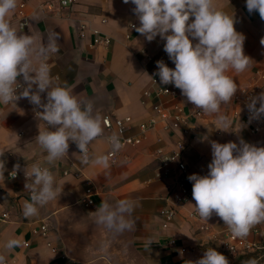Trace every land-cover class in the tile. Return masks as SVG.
Returning a JSON list of instances; mask_svg holds the SVG:
<instances>
[{
    "label": "crops",
    "instance_id": "1",
    "mask_svg": "<svg viewBox=\"0 0 264 264\" xmlns=\"http://www.w3.org/2000/svg\"><path fill=\"white\" fill-rule=\"evenodd\" d=\"M20 1L17 0V5ZM46 1L54 0L26 1V27L19 28L16 24L17 7L10 13V22L25 34L39 36L43 42L47 41L50 33L59 34V52L47 60L55 82L67 87L77 99L91 101L94 112L101 117L110 114L131 115L136 120L145 118L156 96L152 93L144 98L142 94L146 89L152 91L149 76L157 71L156 62L163 60L172 68L175 65L164 51L165 41L157 36L148 42L131 27L139 26V20L132 11L135 5L125 4L123 0H77L71 10L40 8L39 4ZM214 3L219 10L234 17L236 31L245 36L244 53L252 60L244 72L229 69L226 75L234 79L237 88L250 84L254 81L255 70L264 69V45L260 43L264 37V20L258 12H248L246 0H214ZM192 19L190 17L189 22ZM82 23L85 24L83 37L79 34ZM93 28L111 38L108 46L92 44ZM196 42L194 40L193 44ZM261 92H264V80L259 82L255 96ZM41 96L44 100L46 93ZM175 101L186 110L195 107L182 95ZM36 111L42 109L34 111V106L27 99H20L16 105L0 103V151H4L0 160L5 167L4 178L0 177V252L4 251V243L10 238H18L22 242L20 247L7 253L12 264H63V255L72 264H183L204 254L209 247L224 255V250L210 236L211 232H219L225 227L223 221L215 214L207 221L197 213V218L190 216L195 212L191 205L195 204L192 195L163 228L161 211L165 204L161 197L166 183L147 179L157 166L154 149L158 146L169 149L178 138L186 142V178L191 187L192 182L188 180L191 174L205 175L208 172L207 166L212 160L211 141L239 145L242 139L264 147V128L256 134L249 132L244 122L243 106H235L231 102L222 105L221 112L233 123L230 131L217 129L215 115L204 113L200 118L191 119L187 135L159 128L149 131L140 145L123 147L116 161L107 169L81 164L79 149L72 142L69 143L68 156L58 160L54 166L47 165L44 159L47 153L35 141L39 125L43 130L42 123L46 122L37 118ZM239 123L242 126L240 130ZM128 133L138 132L134 128ZM108 149L103 138L89 145L90 153L95 155L107 154ZM37 162L51 168L62 192L56 200L40 208L37 216L25 219L22 208L30 193L25 189L24 169L29 166L30 170L31 165ZM17 164L20 165L19 170L14 169ZM14 170L17 176L9 177ZM63 170L81 172L83 176L65 175ZM85 178L98 187V193L93 197L94 204L90 207L79 202ZM120 199L135 202L130 217L135 226L122 234H113L94 222V212L102 202L114 204ZM41 223L48 227L47 238L33 232V228ZM202 223L207 224L210 230H201L199 226ZM254 229L264 230V223L254 226L247 236L259 239ZM46 239L57 247V252L49 249ZM168 239H172L175 246L167 245ZM180 246L185 251H179ZM262 251L264 249L253 252L259 259Z\"/></svg>",
    "mask_w": 264,
    "mask_h": 264
},
{
    "label": "clouds",
    "instance_id": "2",
    "mask_svg": "<svg viewBox=\"0 0 264 264\" xmlns=\"http://www.w3.org/2000/svg\"><path fill=\"white\" fill-rule=\"evenodd\" d=\"M123 3L135 5L132 11L139 26L131 27L148 42L157 36L165 41L164 51L175 65L170 68L158 60L153 76H158L163 85L180 89L181 95L195 106L194 111L215 115L217 129L230 131L233 123L221 112V107L232 101L237 84L226 72L229 69L244 72L252 62L244 53L245 36L236 31L234 17L219 10L214 0H123ZM16 7L17 0H0V103L16 105L20 99H27L34 111L42 109L35 114L46 123H42L43 130L39 125L35 141L47 153L44 157L47 165L54 166L68 156L72 142L79 149L81 164L109 168V154L95 155L89 151L91 143L104 137L102 117L94 112L91 101L77 99L51 76L47 60L59 52V34L50 33L46 42L37 35L25 34L10 22V13ZM246 8L250 14L258 12L264 20V0H246ZM190 17L194 18L191 22ZM260 43L264 45V37ZM18 77H22L23 84ZM42 93H46L44 100ZM247 108L250 120L264 117V92L251 97ZM104 138L111 146V155L123 149L120 134L113 132ZM210 143L212 160L207 174L188 177L195 201L191 205L201 219L207 221L215 214L234 237H247L254 226L264 223V147L242 139L239 145ZM3 155L4 151H0V157ZM14 169L19 170L20 165ZM4 171V162L0 160L2 178ZM24 175L30 197L23 204L22 215L28 219L56 200L62 188L56 184L51 168L38 162L30 170L29 166L25 168ZM135 206L129 199L114 204L104 201L94 212V222L113 234L133 230L135 221L130 217ZM21 243L18 238L8 239L0 252V264H6L7 253ZM189 264H229V261L209 247L202 258ZM246 264H259V261L251 258Z\"/></svg>",
    "mask_w": 264,
    "mask_h": 264
},
{
    "label": "built area",
    "instance_id": "3",
    "mask_svg": "<svg viewBox=\"0 0 264 264\" xmlns=\"http://www.w3.org/2000/svg\"><path fill=\"white\" fill-rule=\"evenodd\" d=\"M27 0H21L17 5L16 9V24L19 28H24L27 26L28 17L25 12V5ZM54 1L56 5H54ZM46 1L39 4L40 8H46L48 10H53L55 7L57 10L67 9L71 10L77 0H54ZM104 21V19H103ZM85 24L79 25V34L81 37L84 36ZM93 45L108 46L111 42V38L98 29H92ZM150 59V58H149ZM168 67L172 68L170 65ZM254 81L250 84L243 85L237 88L231 103L235 106H243L244 111V122L248 126V130L251 134L258 133L262 128H264V119L250 120V112L247 108V104L250 98L255 96V92L259 87V82L264 80V69L255 70ZM153 81L150 78L151 88L143 91V97L147 98L152 93L156 96V101L150 106L149 113L143 119H134L131 115L124 116H112L106 114L102 117L103 127H104V137L115 132L121 135L122 142L125 146H138L147 137V133L151 130L159 128L163 131H180L183 135L190 133L191 129V119L200 118L204 113L201 110L191 108L186 110L183 105L178 103L177 100L181 96V90L176 87H169L168 85H163L160 83L158 76L151 75ZM18 81L23 84L22 77H18ZM26 86V85H25ZM46 102V100H45ZM234 114H237L234 111ZM137 130V134H130L132 129ZM104 137V140H106ZM161 139L159 138L158 141ZM107 142V141H106ZM109 149L107 154L110 155V163H114L117 158V154L111 155V146L108 144ZM185 149L186 142L183 138H178L174 141L173 145L169 149H165L158 146L153 151V156L157 161V166L152 171L151 176L147 181L162 180L166 183L165 193L162 195L164 201V207L161 211L162 222L161 226L166 228L169 222L175 217L179 210L185 205L192 195V187L187 183L186 173H187V162L185 159ZM90 151V150H89ZM63 174H71L73 176H83L81 172L71 173L68 170H63ZM17 172L9 174V177H16ZM98 193V187L88 178H85V188L83 195L79 199V202L85 206H93V197ZM4 216L6 214H3ZM190 216L197 218L196 212H191ZM199 228L201 230L209 231L210 228L207 224L202 223ZM33 232L39 234L43 238H47L48 227L45 223H41L33 228ZM256 234H259L260 238H237L232 235L227 226H225L219 232H211L210 236L215 239L219 246L229 254L239 255L247 251L261 250L264 249V230L254 229ZM167 245L175 246L172 239L166 241ZM24 244L26 242H23ZM45 244L49 247L52 252H57V247L46 239ZM179 251H185L184 247H179ZM203 257V254L197 256L191 260L184 261L183 264H189V262H194ZM63 264H72L71 260L66 256H62ZM11 259L6 260V264H12Z\"/></svg>",
    "mask_w": 264,
    "mask_h": 264
},
{
    "label": "rangeland",
    "instance_id": "4",
    "mask_svg": "<svg viewBox=\"0 0 264 264\" xmlns=\"http://www.w3.org/2000/svg\"><path fill=\"white\" fill-rule=\"evenodd\" d=\"M222 252L224 253V256L228 259L229 264H246V261H248L251 258H254V256L257 255V253L253 251L244 253L242 255H231L226 251H222Z\"/></svg>",
    "mask_w": 264,
    "mask_h": 264
},
{
    "label": "trees",
    "instance_id": "5",
    "mask_svg": "<svg viewBox=\"0 0 264 264\" xmlns=\"http://www.w3.org/2000/svg\"><path fill=\"white\" fill-rule=\"evenodd\" d=\"M261 258L258 259L259 264H264V251L261 252ZM257 259V256H254Z\"/></svg>",
    "mask_w": 264,
    "mask_h": 264
}]
</instances>
